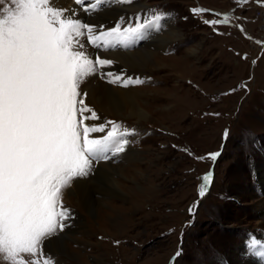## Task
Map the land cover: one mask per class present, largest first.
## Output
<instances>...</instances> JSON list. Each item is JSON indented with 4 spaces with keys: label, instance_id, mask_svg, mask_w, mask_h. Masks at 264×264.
<instances>
[{
    "label": "rangeland",
    "instance_id": "obj_1",
    "mask_svg": "<svg viewBox=\"0 0 264 264\" xmlns=\"http://www.w3.org/2000/svg\"><path fill=\"white\" fill-rule=\"evenodd\" d=\"M132 1L135 7L123 5L114 19L104 13L120 8L119 3L97 12V25L107 29L121 17L123 27L135 25L137 16L150 18L153 10L168 15L159 32L133 47H151L156 53L152 69L128 70L131 78L145 81L132 86L139 91L146 119L138 121L126 109L123 116L104 115L137 133L130 137L129 149L109 161L122 194L101 177L95 180L97 163L93 174L63 193L62 203L74 217L73 227L63 233V249L46 241L44 251L60 264H259L248 252V241L264 237V43H257L264 42V0H249L242 7L236 0ZM62 3L93 24L92 16L80 6L75 9L72 0ZM195 7L235 9L240 19L232 17L233 25H243L245 31L209 27L202 20L218 17L194 15ZM161 36L168 41L152 47ZM116 49L121 47L111 50ZM109 67L103 71L127 74L115 64ZM217 151L213 162L208 154ZM212 164L211 184L200 197V178ZM80 180H87L92 204L84 205L71 192ZM178 250L182 254L176 257ZM24 259L31 264L33 257L25 254Z\"/></svg>",
    "mask_w": 264,
    "mask_h": 264
},
{
    "label": "snow or ice",
    "instance_id": "obj_2",
    "mask_svg": "<svg viewBox=\"0 0 264 264\" xmlns=\"http://www.w3.org/2000/svg\"><path fill=\"white\" fill-rule=\"evenodd\" d=\"M72 2L93 16L111 3L132 0ZM236 2L242 7L249 0ZM191 12L218 17L202 20L209 27L231 25L245 31L243 25H233L232 17L240 19L235 9L195 7ZM167 15L153 10L150 18L140 22L137 16L135 25L127 27L121 17L105 29L82 21L76 10L58 6L57 0H0V264H29L25 254L33 257L31 264H41L38 254L43 264H60L44 247L73 227V210L62 203L64 191L91 175L100 161L125 153L130 137L137 135L116 121L96 123L101 117L85 103L90 93L82 85L96 75L124 88L144 83L103 71L115 61L99 52L132 48L150 30L159 32ZM88 45L97 50L95 55ZM219 155L208 154L213 162ZM212 176L209 171L200 178V197ZM248 247L264 257V240L250 237ZM181 254L178 250L175 255Z\"/></svg>",
    "mask_w": 264,
    "mask_h": 264
},
{
    "label": "bare ground",
    "instance_id": "obj_3",
    "mask_svg": "<svg viewBox=\"0 0 264 264\" xmlns=\"http://www.w3.org/2000/svg\"><path fill=\"white\" fill-rule=\"evenodd\" d=\"M64 0H57L58 6H62ZM135 3L133 2L130 4H120L119 7H110L109 10L105 11L104 16L106 19H114L115 17H118L119 10L123 12V8L127 9H132L135 7ZM74 5V8H79V6ZM70 6V5H69ZM67 7V6H65ZM123 9V10H122ZM125 9V10H127ZM81 13V11H79ZM99 13V12H98ZM85 15V14H84ZM83 19V18H81ZM100 19V15H93L90 19V21L93 22V24H98V21ZM120 20V19H118ZM128 20V19H127ZM103 22V21H102ZM112 22V21H110ZM115 23V22H114ZM111 24V23H110ZM98 26V25H97ZM155 30H150V34H148L150 37H153ZM174 31L170 34L171 37H174ZM148 36V37H149ZM168 36V35H167ZM171 37L169 39H171ZM147 39V38H146ZM155 41V42H154ZM152 42V47L156 44H162L163 42L168 41V37H159V39L154 40ZM149 43V42H148ZM146 43L141 46L140 48H129V49H124L121 47V49H116V50H109L107 52H103L100 55H103L106 59H111L115 61V67L117 68H123L124 71L127 72L125 74L126 77L129 76V72H134L137 70L140 71H145L146 69H152L153 64H154V59L156 58V53L154 51H151L150 49L146 47ZM134 49V50H131ZM150 50V51H149ZM88 51L93 53L94 49L89 48L88 46ZM160 66V65H159ZM109 67V66H108ZM110 68V67H109ZM129 70V72H128ZM120 74V71H116L114 74ZM98 75L92 77L87 83L83 85L85 88V91L90 93V97L86 98V104L88 103H93L96 107L97 110L96 112L98 115H100L101 119L99 121H96V123H102L106 119L104 118L105 114H113L116 116H123L122 112L124 109L128 110L131 114L129 115L132 118L137 119L138 121H143L147 117V112L146 110L142 109L140 107L141 101H139L138 96H139V91L137 90L136 87H133L132 85H129L128 88H124L120 86L119 84H109L106 82V80H98L97 79ZM87 115V113H85ZM107 117V116H106ZM107 121V120H106ZM88 122V121H87ZM129 149V148H128ZM129 153V151H128ZM133 152H130L132 154ZM116 173L115 167L111 166L109 161H103L98 163L97 170H96V178L95 180L99 179L101 177L105 181H108V183H111L113 186V191L117 192L118 194H122V190L119 187L118 181L113 177V174ZM103 180V181H104ZM85 181L87 180H80L79 182H76V186H74V189L71 190L72 193L76 194L83 202L85 205L86 203L92 204V200L89 199V190L87 186H85ZM100 181V180H99ZM203 183V182H202ZM200 185V184H199ZM209 187V185H208ZM93 206V205H92ZM90 206L88 209H92ZM87 210V211H90ZM64 234L61 235L60 238H54V240L50 241V246L55 249L59 248L63 249V244H64ZM49 245V244H48ZM254 259L253 257H251ZM255 260V259H254ZM257 261V260H255ZM251 264H257L253 260H250ZM258 262V261H257Z\"/></svg>",
    "mask_w": 264,
    "mask_h": 264
},
{
    "label": "built area",
    "instance_id": "obj_4",
    "mask_svg": "<svg viewBox=\"0 0 264 264\" xmlns=\"http://www.w3.org/2000/svg\"><path fill=\"white\" fill-rule=\"evenodd\" d=\"M258 16V18H259V16H261V13L259 12L257 15H256V17Z\"/></svg>",
    "mask_w": 264,
    "mask_h": 264
}]
</instances>
